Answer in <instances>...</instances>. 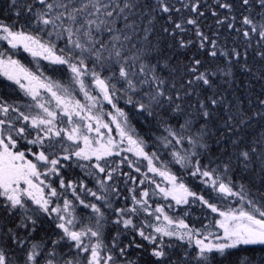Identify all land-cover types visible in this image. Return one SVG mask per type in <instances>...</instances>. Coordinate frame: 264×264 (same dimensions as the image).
<instances>
[{
	"label": "snow or ice",
	"instance_id": "6c2138e0",
	"mask_svg": "<svg viewBox=\"0 0 264 264\" xmlns=\"http://www.w3.org/2000/svg\"><path fill=\"white\" fill-rule=\"evenodd\" d=\"M0 264H264V0H0Z\"/></svg>",
	"mask_w": 264,
	"mask_h": 264
}]
</instances>
